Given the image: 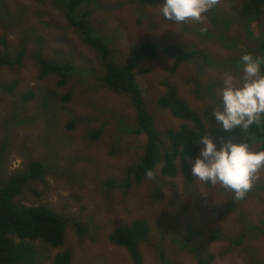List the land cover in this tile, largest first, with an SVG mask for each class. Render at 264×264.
<instances>
[{
  "label": "rangeland",
  "instance_id": "1",
  "mask_svg": "<svg viewBox=\"0 0 264 264\" xmlns=\"http://www.w3.org/2000/svg\"><path fill=\"white\" fill-rule=\"evenodd\" d=\"M5 1L13 9L23 6L24 18L15 17L18 21L9 30L0 27V35L7 36V43L0 44V50L14 57L15 50L24 44L27 56L21 68L5 67L0 72V181L24 171L32 160L47 161V182L27 185L18 199L27 206L45 204L69 218L63 246L52 248L36 243L42 251L41 260L53 264L57 253L70 251L73 254L71 264H132L127 252L114 246L109 236L115 228L140 219L151 228L154 242L158 243L159 236L163 235L162 247L168 259L176 264H197L192 252L176 251L168 235L169 230H173V236L182 242L190 228L201 232L189 241L191 247L194 246L200 256H213L210 264H248L252 257H258L264 264L263 234L247 233L240 244L211 238L215 232L241 236L247 221L252 224L264 222V192L256 188L264 184V171L259 173V179L241 200L220 184L198 182L192 173L191 181H187L179 161L175 178L162 175V163L153 172L151 180L146 178L129 190L110 187L108 180L125 178L127 169L137 164L144 152L146 137L131 133L136 113L129 98L114 93L100 81L104 70L97 52L76 32L67 29L68 22L59 0ZM244 2L218 0L215 13L222 17L217 11L220 8L227 13H238L244 8ZM89 9L93 27L105 34L114 59L120 64L128 65L133 51L142 47L143 42L158 44L156 57L134 63L131 70L143 90V100L160 134L177 131L188 123L159 108L158 99L167 92L164 83L176 86L179 97L202 115L207 128L219 125L212 116L215 105L207 89L215 84L217 98V90L223 87L226 74L233 76L234 82L240 81V59L238 64L236 61L232 65L238 70L232 71L227 66L206 69L200 66L199 58L176 66L175 59L165 54L166 47L175 46L206 51L223 61L234 52L244 55V49L227 50L206 36L207 29L215 28L209 12L202 22L176 23L164 19L159 5L148 7L135 0H97ZM238 18L239 22L230 25L229 35H239L240 44L257 56L253 48L257 49L264 41V11L259 17L245 14ZM202 28L206 31H201ZM36 39L44 41L41 42L44 47L41 54L46 59L65 62L73 53L78 66L93 68L89 81L79 67L68 77L65 89L57 87L58 76L39 79L34 60ZM14 83V90L3 89ZM70 92L73 93L72 101L63 103L62 93ZM27 93H33L34 97L28 100L25 98ZM51 93L54 97L47 101L46 97ZM74 118L79 122L74 129H68ZM189 125L195 127L193 123ZM92 131H101V136L89 137ZM219 140L226 139L215 140L218 145ZM251 148L258 150L257 145ZM194 162L191 161V167ZM157 191L163 193L162 198ZM74 222L87 227L88 231L79 235ZM160 230L165 231L159 234ZM93 244H96V253L100 252L102 256L89 250ZM142 247L145 264H157L159 257L153 249L146 244Z\"/></svg>",
  "mask_w": 264,
  "mask_h": 264
},
{
  "label": "trees",
  "instance_id": "2",
  "mask_svg": "<svg viewBox=\"0 0 264 264\" xmlns=\"http://www.w3.org/2000/svg\"><path fill=\"white\" fill-rule=\"evenodd\" d=\"M96 2L97 0H59L68 22L67 29L70 28L76 32L89 48L97 52L100 58L99 64L104 70V75L100 81L105 87L110 88V90L124 93V95L130 98L136 113L133 123L134 129H131V133L146 137L143 147L144 152L138 163L127 169L125 178L121 180L109 179L108 185L110 187L129 190L134 184H141L147 178V173L149 171L153 173L162 163V175L175 178L178 175V161L181 164L187 181H191V161H195L200 154L201 145L199 144V138L209 133L213 135L214 140L232 139L235 142L243 141L248 143L250 147L257 145V151L264 150V123L259 125L254 124L247 130L235 129L231 132H223L220 125L207 128L202 115L185 103L179 97L176 86L169 83H164L167 92L158 99L157 104L160 109L168 110L174 117L186 120L188 123L180 126L177 131L169 130L167 133L160 134L154 124L153 116L149 113L143 100V90L136 80L135 73L131 70L134 63L141 62L148 57H155L158 47L152 42L144 43L132 55L128 65L120 64L114 59L105 34L99 33L98 29L93 27L90 21L91 10L89 8ZM135 2L139 5L146 4L149 7L162 3L163 0H135ZM244 3V8L238 13H227L220 8L217 10L222 14V17H220V15L215 13V8L213 12H209L210 21L215 28L214 30L207 29L206 36L211 40L215 39V42L217 41L227 50L237 51L242 48L245 53H251V49L240 44L239 35H229L230 31H232L230 25L234 24L235 21L239 22L238 17L243 18L245 14H253L259 17L264 11V0H245ZM144 8L142 7L141 9ZM23 12V6L13 9L8 6L5 0H0L1 27L4 30L12 28L15 22L18 21L15 20V17L18 16L19 20L24 18ZM2 21L4 22L2 23ZM35 42L37 50L34 53V60H36V65L39 69V79L43 80L53 75L58 76L60 80L57 82V87L65 89L66 87L64 86L67 83L68 77L75 71L76 67H79L89 81L93 68L78 66L75 63V55L73 53L70 55V59L65 62H61V60H48L41 54L44 49L41 42L44 41L36 39ZM6 43L7 36L0 35V44L6 45ZM253 50L254 53H258L257 56L260 54L261 57H264V41L260 43L257 49L253 48ZM165 53L175 59L176 66L182 63L195 62L199 58L201 62L199 63L200 66L206 69L227 66L232 71L238 70L235 67L233 68L232 65L236 61L238 64V59L243 55L234 52L231 57L223 61L206 51L183 49L175 46L166 48ZM26 56L24 44L15 50L14 57L7 51L0 50V72L5 67L16 66L17 68H21ZM88 65L92 67L91 64L88 63ZM262 72H264V66H262ZM240 75L242 76L241 73ZM15 86L16 83L9 85L5 89L11 91ZM214 87L215 84L211 85L207 91H209L212 99L218 103L219 99L218 97L215 98ZM72 94V92L62 93V97H60L62 102L66 104L70 103L73 99ZM33 97V93L25 95V98L28 100ZM52 97H54L53 93L46 97V100L49 101ZM65 111H68V109H65ZM77 122H79L78 119H72L67 128L74 129ZM189 123H193L195 127H192ZM100 134L101 131H92L89 137L99 138ZM219 141L221 142V140ZM48 168L47 161L43 159L32 160L27 164L24 171L17 172L8 179L0 181V264H45L40 257L42 251L36 243L40 242L42 245L46 244L52 248H59L65 244V234L69 224L68 217L54 212L45 204L27 206L21 204L18 199V197L24 194L27 185L34 182H42L43 184L47 182L46 175L49 172ZM256 188L264 192V184ZM37 194L39 195V193ZM157 194L160 198L163 197L162 192L157 191ZM74 228L81 236L88 231V228L79 222H74ZM164 231L160 230L159 234ZM247 233L257 236L264 235V222L252 224V222L247 221L243 226L241 236L222 235L219 232H215L211 235V238L213 240L225 239L228 242L240 244L242 237L244 238ZM173 234L174 231L169 230L168 235L171 236L176 251L186 250L192 252L196 257L197 264H210L214 260V257L211 255L200 256V252L194 246L191 247L189 243L193 237L198 236L201 232H196L190 228L185 241L182 242L173 236ZM161 236H159L158 243L154 242L151 228L145 220L139 219L133 224L115 228L110 233L109 240L114 246H119L127 252L130 260H132V264H145V255L142 253V246L145 244L146 246H150L153 252L158 255L159 260L157 264H176L168 259V254L162 247L164 242ZM92 241L96 242V239L93 238ZM95 247L96 244H93L89 250L96 253ZM97 250H101L100 247H97ZM96 254L101 255L100 252ZM257 259L259 258L252 257L248 264H261V260ZM71 263L72 253L70 251L57 253L53 262V264Z\"/></svg>",
  "mask_w": 264,
  "mask_h": 264
},
{
  "label": "clouds",
  "instance_id": "3",
  "mask_svg": "<svg viewBox=\"0 0 264 264\" xmlns=\"http://www.w3.org/2000/svg\"><path fill=\"white\" fill-rule=\"evenodd\" d=\"M217 3L218 0H163L162 3L154 6H160L161 14L166 21L183 23L189 20L202 22L205 14ZM201 31L206 29L202 28ZM155 45L158 47L157 43ZM157 54L158 50L156 56ZM262 66H264V57L245 53L239 61L242 70L240 81L234 82L233 76L225 75L223 87L217 90L219 101L218 103L214 101L215 109L212 112L223 132H231L235 129L247 130L254 124L264 123ZM8 86H4L3 89L6 90ZM114 93L124 95V93ZM199 144L200 155L191 169L197 181L211 185L220 184L234 192L237 200L245 198L253 187V182L259 179V173L264 171V150L254 151L248 143L235 142L232 139L221 140L218 145L211 133L200 136ZM147 178L150 180L154 178L151 171L147 173Z\"/></svg>",
  "mask_w": 264,
  "mask_h": 264
}]
</instances>
